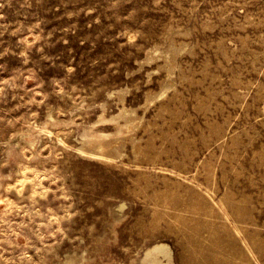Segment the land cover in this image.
Listing matches in <instances>:
<instances>
[{
	"label": "rangeland",
	"instance_id": "rangeland-1",
	"mask_svg": "<svg viewBox=\"0 0 264 264\" xmlns=\"http://www.w3.org/2000/svg\"><path fill=\"white\" fill-rule=\"evenodd\" d=\"M0 264H264V0H0Z\"/></svg>",
	"mask_w": 264,
	"mask_h": 264
}]
</instances>
